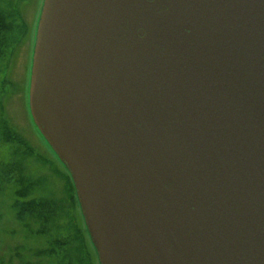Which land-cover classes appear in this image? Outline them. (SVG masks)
<instances>
[{
	"label": "water",
	"instance_id": "95a60500",
	"mask_svg": "<svg viewBox=\"0 0 264 264\" xmlns=\"http://www.w3.org/2000/svg\"><path fill=\"white\" fill-rule=\"evenodd\" d=\"M29 93L101 264H264V0H45Z\"/></svg>",
	"mask_w": 264,
	"mask_h": 264
},
{
	"label": "rangeland",
	"instance_id": "374dc122",
	"mask_svg": "<svg viewBox=\"0 0 264 264\" xmlns=\"http://www.w3.org/2000/svg\"><path fill=\"white\" fill-rule=\"evenodd\" d=\"M44 1L0 0V7L17 16V42L0 62V264H101L72 176L31 113V71ZM7 126L17 133L14 141L5 138ZM12 164L18 169L8 178L5 170ZM19 175L24 183H36L26 199L49 200L55 217L46 221L21 208L25 196L16 192ZM68 235L67 251L52 249L54 242L63 246Z\"/></svg>",
	"mask_w": 264,
	"mask_h": 264
},
{
	"label": "trees",
	"instance_id": "16d2710c",
	"mask_svg": "<svg viewBox=\"0 0 264 264\" xmlns=\"http://www.w3.org/2000/svg\"><path fill=\"white\" fill-rule=\"evenodd\" d=\"M16 12L14 10H5L2 7H0V62L4 61L12 52L14 49V46L17 42L15 40V34H16ZM11 49V52L9 53ZM5 134V138L8 141H14L17 137V133H15L12 129L5 127V130L3 131ZM12 169V170H11ZM18 169V166L15 164H12V166L8 167L5 170V174L8 178L11 177V172H14V170ZM23 177L19 175L16 182L19 185L17 187L16 192L18 196L23 197L25 196V204L21 206V208H25L26 213H29V215H37L39 217H42L44 220L49 221L52 219V217H55L56 213L55 210L49 205V200H43L38 201L37 199L27 198L26 197L34 192L36 183L35 181L29 179L28 182L25 180V183L23 182ZM19 202V201H18ZM20 204V203H19ZM71 241L70 235L67 236V242L62 246L59 242H54L52 249H59L61 251H67V247H65L69 242ZM60 256L61 252H58Z\"/></svg>",
	"mask_w": 264,
	"mask_h": 264
}]
</instances>
